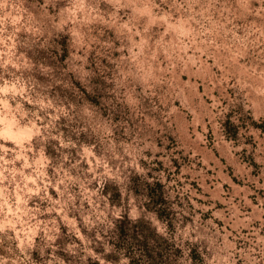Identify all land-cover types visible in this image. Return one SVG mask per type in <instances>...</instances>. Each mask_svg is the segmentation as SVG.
<instances>
[{
    "label": "clouds",
    "instance_id": "obj_1",
    "mask_svg": "<svg viewBox=\"0 0 264 264\" xmlns=\"http://www.w3.org/2000/svg\"><path fill=\"white\" fill-rule=\"evenodd\" d=\"M0 264H264V0H0Z\"/></svg>",
    "mask_w": 264,
    "mask_h": 264
},
{
    "label": "trees",
    "instance_id": "obj_2",
    "mask_svg": "<svg viewBox=\"0 0 264 264\" xmlns=\"http://www.w3.org/2000/svg\"><path fill=\"white\" fill-rule=\"evenodd\" d=\"M124 239H125V237H122V238L120 239V244H123Z\"/></svg>",
    "mask_w": 264,
    "mask_h": 264
},
{
    "label": "rangeland",
    "instance_id": "obj_3",
    "mask_svg": "<svg viewBox=\"0 0 264 264\" xmlns=\"http://www.w3.org/2000/svg\"><path fill=\"white\" fill-rule=\"evenodd\" d=\"M125 240H126V237H125V239H124V241H123V244H124Z\"/></svg>",
    "mask_w": 264,
    "mask_h": 264
}]
</instances>
